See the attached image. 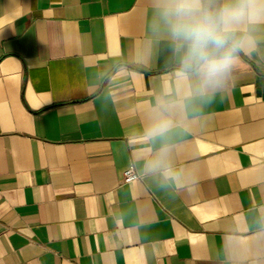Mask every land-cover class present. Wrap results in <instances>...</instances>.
Masks as SVG:
<instances>
[{"label":"crops","instance_id":"crops-1","mask_svg":"<svg viewBox=\"0 0 264 264\" xmlns=\"http://www.w3.org/2000/svg\"><path fill=\"white\" fill-rule=\"evenodd\" d=\"M160 11L0 0V264H264V23L206 86Z\"/></svg>","mask_w":264,"mask_h":264},{"label":"clouds","instance_id":"clouds-1","mask_svg":"<svg viewBox=\"0 0 264 264\" xmlns=\"http://www.w3.org/2000/svg\"><path fill=\"white\" fill-rule=\"evenodd\" d=\"M160 15L182 55V71L194 70L206 86H213L236 63L240 51L255 46L252 35L238 33L244 25L264 23V0H224L219 6L212 0H161ZM169 127L162 120L148 134L162 135ZM164 175L174 173L169 169Z\"/></svg>","mask_w":264,"mask_h":264},{"label":"built area","instance_id":"built-area-1","mask_svg":"<svg viewBox=\"0 0 264 264\" xmlns=\"http://www.w3.org/2000/svg\"><path fill=\"white\" fill-rule=\"evenodd\" d=\"M138 178H139V175L136 173L134 168L131 166L124 172L121 182L122 183L131 182V181L137 180Z\"/></svg>","mask_w":264,"mask_h":264}]
</instances>
